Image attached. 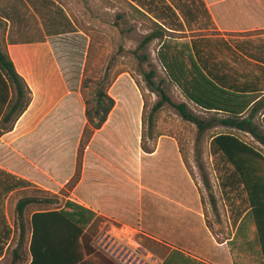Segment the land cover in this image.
<instances>
[{"label": "crops", "instance_id": "crops-1", "mask_svg": "<svg viewBox=\"0 0 264 264\" xmlns=\"http://www.w3.org/2000/svg\"><path fill=\"white\" fill-rule=\"evenodd\" d=\"M204 1L217 31L264 32V0ZM17 2L13 6L12 0H0V49H7L31 88L32 100L15 127L0 136V167L59 193L76 173L88 123L83 75L73 84L69 81L52 41L55 35L45 33L40 19L38 24L36 10V26L29 29L27 0ZM6 81L0 69V114L13 95ZM109 94L115 106L87 144L80 179L65 199L150 238L148 250L159 264H264L261 255L256 259L251 254L257 249L251 244L254 234L240 240L242 257L235 261L229 241L236 229L231 225L215 234L209 228L199 184L189 172L177 137L160 134L153 152L142 149L145 102L133 76L119 74ZM249 135L264 151V145ZM10 249L0 244V264H29L31 254L26 260L20 254L12 256Z\"/></svg>", "mask_w": 264, "mask_h": 264}, {"label": "trees", "instance_id": "trees-1", "mask_svg": "<svg viewBox=\"0 0 264 264\" xmlns=\"http://www.w3.org/2000/svg\"><path fill=\"white\" fill-rule=\"evenodd\" d=\"M132 9V18L139 14L150 21L148 33L138 49L157 40V60L166 75L194 105L206 112L223 114V117L200 118L190 111L186 102H174L162 80L156 81V70L144 72L147 87L158 96L148 117L150 127L156 123V113L166 104L173 106L181 116L199 127V135L215 125H223L251 134L264 145V32L222 33L217 31L210 11L204 0H122ZM124 14V13H123ZM119 14V17H123ZM0 22H2L0 18ZM213 29V34L186 35V31ZM61 33V32H60ZM144 62L147 56H139ZM0 69L12 88V99L4 114H0V136L11 131L27 110L32 100V91L26 80L18 74L7 49H0ZM114 80L104 77L92 83L82 78L81 90L86 102L87 126L78 152L77 170L72 180L59 193L43 190L34 183L0 167V244L7 245L13 235L7 218V200L18 191L27 195L16 204L19 222V246L26 234V211L30 212V254L29 264H79L83 260L82 242L86 231L100 224L104 219L92 209L70 199H65L81 176L85 148L93 133L106 122L115 106V99L109 94ZM143 93L140 83L135 79ZM9 83V84H8ZM144 97L143 131L141 147L151 153L155 142L149 145L145 133L147 103ZM260 112V114H258ZM179 141V140H178ZM181 146V143L179 141ZM183 159L192 175L188 159L180 147ZM213 167L219 188L229 209V221L236 229L229 241L235 261L242 257L238 244L240 240L251 239L245 234H254L251 243L257 249L251 254L261 255L264 260V151L234 132H219L210 140ZM203 183L215 220L207 216V224L213 233L216 225L222 224L210 177L204 166ZM193 176V175H192ZM194 178V177H193ZM200 192L205 208L204 195ZM35 191L46 197L30 194ZM3 250V249H2ZM2 252H0L1 254ZM19 254V249L14 250Z\"/></svg>", "mask_w": 264, "mask_h": 264}, {"label": "rangeland", "instance_id": "rangeland-1", "mask_svg": "<svg viewBox=\"0 0 264 264\" xmlns=\"http://www.w3.org/2000/svg\"><path fill=\"white\" fill-rule=\"evenodd\" d=\"M12 5L17 6V0H12ZM34 10L37 11L39 16L38 24L39 19L43 22L45 33L55 35V37H52V41L55 43L56 53L72 84L81 77V74L83 77L89 78L94 84L106 73L110 80H115L124 71L129 72L140 83L147 103L144 126L145 133L148 136L147 142L152 145L160 134L165 133L177 137L188 159L192 177L199 184L204 195L205 211L208 218L215 220V214L209 202L203 183V172L200 170L199 164L204 166L205 174L210 177L218 200L222 224L216 225V228H231L230 212L221 195L217 174L213 167L214 161L210 151L211 137L219 132L230 131L258 147L260 145L249 134L223 125L213 127L203 135H199L198 125L185 120L179 111L169 104H166L164 108L156 113V123L153 127H150L148 117L153 104L158 101V96L149 91L144 76V72L151 69L156 70V81L162 80L163 86L174 102H186L190 111L200 118L223 117V114L206 112L194 105L170 81L157 60V40L149 43L144 49H138V53H135L142 39L148 33V30L145 29L146 26L150 25L151 22L143 19L139 14L136 15L137 18H132L130 15L132 9L122 0H27L28 26L32 31L36 26ZM119 14H123V17H119ZM213 32V29H196L185 33L190 36L194 33L213 34ZM143 55L147 56V60L144 62L139 59V56ZM146 175L145 173V181H147ZM29 193L46 197L45 194L35 191ZM25 195H27V192L18 191L7 200V218L14 231L7 245L11 248L12 256L15 255L14 250L19 249L20 256H25L26 260H29V218L32 207H29L26 211V234L21 246H19L20 229L16 214V204ZM100 229L101 224H96L86 231L82 242L84 255L80 264H118L104 255L93 244V239ZM137 240L146 250L152 246L151 239L143 234H138Z\"/></svg>", "mask_w": 264, "mask_h": 264}, {"label": "built area", "instance_id": "built-area-1", "mask_svg": "<svg viewBox=\"0 0 264 264\" xmlns=\"http://www.w3.org/2000/svg\"><path fill=\"white\" fill-rule=\"evenodd\" d=\"M138 234L131 226L104 220L93 244L118 264H159L158 258L139 243Z\"/></svg>", "mask_w": 264, "mask_h": 264}]
</instances>
